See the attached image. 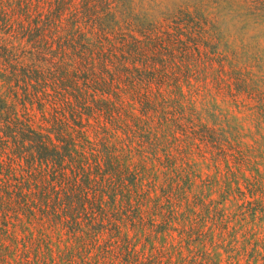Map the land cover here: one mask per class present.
<instances>
[{"label":"trees","instance_id":"1","mask_svg":"<svg viewBox=\"0 0 264 264\" xmlns=\"http://www.w3.org/2000/svg\"><path fill=\"white\" fill-rule=\"evenodd\" d=\"M223 22L264 0H0V264H209L186 146L232 148Z\"/></svg>","mask_w":264,"mask_h":264},{"label":"rangeland","instance_id":"2","mask_svg":"<svg viewBox=\"0 0 264 264\" xmlns=\"http://www.w3.org/2000/svg\"><path fill=\"white\" fill-rule=\"evenodd\" d=\"M219 35L215 49L227 58V71L215 69V83L210 85L215 92L214 107L211 104L209 110L215 112V137L223 142L227 139L232 148L226 143L222 150L216 140L215 148L186 146L189 162H196L200 174L192 192L207 194L203 198L207 203L215 200V220L207 217L206 207L197 200L199 219H204L198 229L206 233L202 239L211 253L202 260L209 264H235L236 259L240 264H264V24L248 27L244 34L223 22ZM202 122L213 123L206 114ZM243 200L252 203L244 205ZM220 209L228 215L223 223L218 222Z\"/></svg>","mask_w":264,"mask_h":264}]
</instances>
